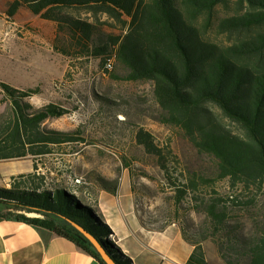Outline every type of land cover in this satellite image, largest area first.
<instances>
[{"label":"trees","instance_id":"obj_1","mask_svg":"<svg viewBox=\"0 0 264 264\" xmlns=\"http://www.w3.org/2000/svg\"><path fill=\"white\" fill-rule=\"evenodd\" d=\"M229 1L12 0L5 13L12 18L26 9L55 23L59 31L66 30L71 47L85 56L101 57L103 63L113 56L124 69L125 81H150L159 121L181 130L195 151L214 163L211 176L191 171L179 180L166 172L177 200L186 198L196 203L195 210L201 206L206 212L210 236L191 238L179 227L183 239L198 252L210 239L223 264H264V217L253 216L252 232L246 236L238 233V223H229L230 209L252 206L264 182V0H235L236 13L215 25L226 42L208 39L216 7ZM77 11L90 13L92 21L76 16ZM99 14L122 24V33L98 39ZM53 49L69 53L56 42ZM0 89L10 104L0 115V162L30 158L33 169L12 177L9 189L0 188V221L49 230L104 264L79 228L94 237L116 264H131L107 239L112 232L99 220L97 197L92 199L81 186L48 183L37 172L39 161L54 148L77 141L74 132L43 127L67 110L55 104L35 109L26 102L39 88L20 90L0 83ZM136 142L161 157L149 133L139 130ZM222 180L230 189L226 199L201 196L200 186L211 188ZM98 181L101 191L117 192L119 179ZM244 192L250 196L242 201Z\"/></svg>","mask_w":264,"mask_h":264},{"label":"rangeland","instance_id":"obj_2","mask_svg":"<svg viewBox=\"0 0 264 264\" xmlns=\"http://www.w3.org/2000/svg\"><path fill=\"white\" fill-rule=\"evenodd\" d=\"M8 2L0 0V83L22 90L39 88L38 94L25 101L35 109L55 104L67 110L60 118L46 120L43 127L74 132L77 140L54 148L52 155L39 161L37 172L45 175L48 183L84 187L92 199L101 191L99 177L110 183L126 172L131 178L134 202L145 227L159 230L174 224L182 227L191 238L210 236V232H206L204 208L197 203L200 209L195 210L196 203L186 198L178 201L166 172L170 178L179 180L181 175L191 171L211 176L213 160L198 154L181 130L159 121L160 110L154 99L153 84L125 81L124 69L115 59L113 68L106 71L103 58L85 56L71 47L73 43L66 30L59 31L55 23L34 16L26 9L8 18L5 13ZM235 13V0L216 7L214 28L207 38L225 43L226 38L216 33L215 25ZM75 15L89 21L93 19L84 11H77ZM98 18L101 34L98 39L122 33V24L105 14H99ZM54 42L69 53L65 55L53 49ZM9 108V101L0 89V115ZM139 130L152 136L160 158L149 154L136 142ZM8 163L15 164L1 169ZM28 170L29 173L33 171L30 158L0 162V188L9 189L10 179L28 174ZM199 191L206 200L209 196L226 199L231 195L225 180L216 182L211 188L200 186ZM257 193L252 206L238 205L230 209L229 223H238V233L245 236L252 232L253 216L264 217V182ZM248 196V192H244L240 197L244 201ZM82 203L86 204L83 200ZM93 210L96 211L95 206ZM111 237L107 239L112 242ZM204 244L209 263L223 264L210 239Z\"/></svg>","mask_w":264,"mask_h":264},{"label":"crops","instance_id":"obj_3","mask_svg":"<svg viewBox=\"0 0 264 264\" xmlns=\"http://www.w3.org/2000/svg\"><path fill=\"white\" fill-rule=\"evenodd\" d=\"M14 164L2 165L1 169ZM131 185L129 174L124 172L115 194L99 191L97 195L99 220L111 230L108 236L112 235V243L122 255L131 264H210L205 244L201 245L202 252L196 251L194 245L183 239L178 226L170 224L161 230L145 227L137 213ZM0 264L99 263L49 230L3 220L0 221Z\"/></svg>","mask_w":264,"mask_h":264},{"label":"water","instance_id":"obj_4","mask_svg":"<svg viewBox=\"0 0 264 264\" xmlns=\"http://www.w3.org/2000/svg\"><path fill=\"white\" fill-rule=\"evenodd\" d=\"M25 215H30L32 217L38 218L40 217L39 215L36 214H25ZM78 230L83 234V236L92 244V246L95 248V250L98 252L99 257L101 260L104 262V264H116L112 257L106 252V250L99 244V242L89 235L87 232L84 230H81L78 228Z\"/></svg>","mask_w":264,"mask_h":264},{"label":"built area","instance_id":"obj_5","mask_svg":"<svg viewBox=\"0 0 264 264\" xmlns=\"http://www.w3.org/2000/svg\"><path fill=\"white\" fill-rule=\"evenodd\" d=\"M113 68V59H107L104 63V69L110 71Z\"/></svg>","mask_w":264,"mask_h":264}]
</instances>
